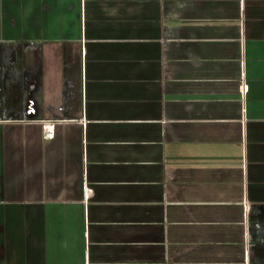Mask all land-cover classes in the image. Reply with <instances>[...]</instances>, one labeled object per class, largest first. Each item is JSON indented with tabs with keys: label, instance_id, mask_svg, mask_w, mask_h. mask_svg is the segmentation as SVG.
<instances>
[{
	"label": "crops",
	"instance_id": "0c3cea01",
	"mask_svg": "<svg viewBox=\"0 0 264 264\" xmlns=\"http://www.w3.org/2000/svg\"><path fill=\"white\" fill-rule=\"evenodd\" d=\"M0 264H264V0H0Z\"/></svg>",
	"mask_w": 264,
	"mask_h": 264
},
{
	"label": "built area",
	"instance_id": "2783aa9c",
	"mask_svg": "<svg viewBox=\"0 0 264 264\" xmlns=\"http://www.w3.org/2000/svg\"><path fill=\"white\" fill-rule=\"evenodd\" d=\"M48 137H51V134L50 135H47Z\"/></svg>",
	"mask_w": 264,
	"mask_h": 264
}]
</instances>
